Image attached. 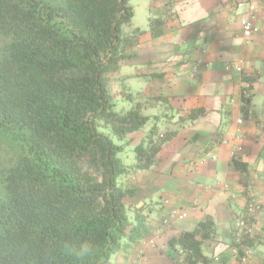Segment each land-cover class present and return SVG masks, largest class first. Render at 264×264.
I'll use <instances>...</instances> for the list:
<instances>
[{"label": "trees", "instance_id": "1", "mask_svg": "<svg viewBox=\"0 0 264 264\" xmlns=\"http://www.w3.org/2000/svg\"><path fill=\"white\" fill-rule=\"evenodd\" d=\"M133 17L132 0H0V264H108L146 235L125 202L128 176L156 166L177 130L162 129L168 115L143 113L151 98L116 108L134 98L115 76L144 32L123 30ZM163 22L149 18L154 36ZM147 123L124 163L118 154ZM215 227L207 218L169 247L185 264L206 262Z\"/></svg>", "mask_w": 264, "mask_h": 264}, {"label": "crops", "instance_id": "2", "mask_svg": "<svg viewBox=\"0 0 264 264\" xmlns=\"http://www.w3.org/2000/svg\"><path fill=\"white\" fill-rule=\"evenodd\" d=\"M235 1L137 0L147 21L163 19L162 33L154 36L148 22L137 26L144 32L115 76L127 86L147 76L139 96L153 99L148 113L168 115L162 129L177 133L163 145L156 166L128 176L135 193L125 202L148 231L108 264H180L184 253L172 251L169 240L207 218L215 234L205 241L207 260L200 264H264V0L257 7L259 31L251 37L243 32L246 11ZM246 79L251 87L243 95ZM192 109L205 113L179 123ZM236 159L248 169H236ZM174 206L188 207V216L162 225Z\"/></svg>", "mask_w": 264, "mask_h": 264}, {"label": "built area", "instance_id": "3", "mask_svg": "<svg viewBox=\"0 0 264 264\" xmlns=\"http://www.w3.org/2000/svg\"><path fill=\"white\" fill-rule=\"evenodd\" d=\"M259 0H236L234 3V6L236 9H243L246 11V17L242 20V26H243V32L246 37H251L255 33L259 31V25L257 24V7H258ZM200 60L197 59L194 66H193V72L194 74L198 72ZM235 68L242 72L243 67L241 63H237L235 65ZM251 83L246 81L245 86L243 88V95H248V92L250 90ZM238 123H241L242 120H238ZM224 142H227V140H224ZM242 150V146H237V148L233 149L231 151V156L233 159L236 157V154L238 151ZM208 156L213 157V151H208ZM202 162V160H201ZM166 204L169 203V200L166 199L164 201ZM197 199H194L192 201L191 207L197 206ZM189 208L184 206H174L169 208L167 214L162 217V225H169L172 220L175 219H183L188 216ZM150 243H154V240H150ZM180 264H185L184 259H179Z\"/></svg>", "mask_w": 264, "mask_h": 264}, {"label": "rangeland", "instance_id": "4", "mask_svg": "<svg viewBox=\"0 0 264 264\" xmlns=\"http://www.w3.org/2000/svg\"><path fill=\"white\" fill-rule=\"evenodd\" d=\"M132 4L134 6V10H136L137 13H135L132 21L128 24H125L123 27V30L128 33L130 32L132 29H134L135 27L142 25L144 26L143 28L147 27L146 23H149V20L147 21V17L144 16L139 12L138 9V4H137V0H132ZM147 76H144L143 78H141V80H131L129 82V87L130 91L133 93L134 98H132L131 100L126 99V98H119L117 101V110H121V111H127L129 110L132 106H134V104L136 103V101L138 99H141V96H139V93L141 91V87H139L140 83L144 84L147 82ZM151 110L150 108L147 110H143V113L147 115L148 111ZM150 126V123H147V125H145L144 127H142V129L138 132H136L134 134L135 137V141L131 142V144H129L125 151L122 153H119L118 156L119 158L126 164H131L135 161V157H134V151L133 148L136 144V142L138 141V139L142 136L143 132L146 131V129ZM110 138L118 143L119 140L116 138V136H114L112 133H109Z\"/></svg>", "mask_w": 264, "mask_h": 264}]
</instances>
